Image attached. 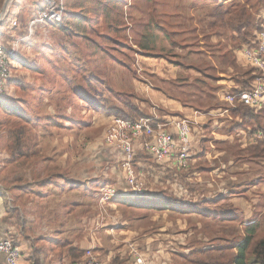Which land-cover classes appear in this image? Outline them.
Wrapping results in <instances>:
<instances>
[{
	"label": "rangeland",
	"instance_id": "374dc122",
	"mask_svg": "<svg viewBox=\"0 0 264 264\" xmlns=\"http://www.w3.org/2000/svg\"><path fill=\"white\" fill-rule=\"evenodd\" d=\"M108 1H104L102 6V9H107V14H100L98 23H92L90 28L85 29L91 34L89 40L82 36V27L80 35L74 33L65 40L58 33L45 32V23L37 22L32 26L39 12L32 15L28 22L26 37L15 41L6 38L0 40L7 50H11L15 42L19 43L17 56L10 60L14 65H10V79L5 92L0 93V99L11 101L19 96L15 102L23 104L19 106L21 116L7 114L0 107V180L12 173L9 168L3 167L2 160L7 156V134L19 129L12 126L13 122H24V128L28 126L25 137L36 143L42 153L35 157L38 160L29 161V165L37 164L49 154L53 156V160L47 159L49 163L45 164L51 167L49 175L55 176L56 181L52 184L62 186L66 192L70 191L69 187L75 186H88L90 190L95 188L100 192L96 193V201L107 219L115 214L108 206L115 198L122 196L123 185L128 193L131 187L125 180L123 169L118 166L119 154L109 150L104 141L114 118L96 109L109 106L128 112L129 106H132L160 120L182 119L185 115L189 117L192 116L191 111L206 115L205 112H209L211 107L227 110L230 107L222 100L223 95H218L225 86L219 83L226 81V77L234 76L223 64L225 57L233 50L231 33H228V37L224 35V29L212 31L209 28L208 14L215 1ZM247 1L237 0L234 4L239 9L240 4L246 5ZM4 2L1 7L0 0V13ZM53 2L64 9L65 15L69 10L78 12L80 7L95 8L90 7L93 5L90 0L47 1L46 8ZM257 2L261 3L256 0L253 4ZM261 8L264 9L263 3ZM14 21L17 22L16 27L13 26ZM19 26L21 30L24 29L18 19H13L9 25L10 28ZM173 32L180 34L168 40L166 35ZM54 41L56 47L52 49L50 44ZM23 42L30 44L24 46ZM147 44L156 46L154 53L137 48ZM234 51H238L241 60L246 59L243 50ZM23 58L30 60L23 61ZM35 68L44 73L37 72ZM199 79L204 80V83L197 81ZM232 81L236 82L237 79ZM215 120L219 125L217 118H213V124ZM227 126L220 129L214 125L218 139L220 135H228L225 131ZM210 130L209 136L212 135ZM251 137L247 143L244 137L238 139L236 136L232 144L220 146L219 143L220 150L215 152L221 154L218 160H212L209 164L202 162L190 165L185 171L180 172L172 165L155 162L150 170H144L143 166L142 169L137 168L138 181L145 192L159 194L160 191L168 190L170 196L188 202L210 199L202 204L200 213L194 209V220L183 214L168 215L159 211L165 206L164 201L151 198L125 201L131 205L148 207L153 212L149 215L125 211L119 213L123 220L126 218L130 222L129 229L138 232V238L152 237L150 251L144 249V241L138 242L139 245L136 243L135 248L150 264H176L182 259L183 252L188 255L197 253L211 243L221 247L223 244L231 245L244 238L243 233L249 224L257 222L260 223L257 239H264V192L255 185H247L243 186L241 196L237 191L225 195L226 185L222 191L219 187L224 181L228 184L229 178L238 175H248L249 181L264 183V158H256L246 150L252 143H257L253 139L251 141ZM215 161L224 178L218 180L223 183H216V175L209 174V171L202 174L194 169L209 167ZM94 177L99 178L96 185L83 180ZM105 180L110 182L102 190ZM112 190L119 194L111 197L114 195ZM223 196V200H217ZM50 201L57 200H47ZM167 207L179 213L184 212L169 204ZM206 211L207 215L204 213ZM225 220L231 222L226 223ZM125 228L128 226L125 225ZM141 228L152 232L153 236L141 233ZM196 229L202 231L197 232ZM200 234H203V239L208 234L212 240L197 239L196 236ZM159 252L164 253L167 263Z\"/></svg>",
	"mask_w": 264,
	"mask_h": 264
},
{
	"label": "crops",
	"instance_id": "0c3cea01",
	"mask_svg": "<svg viewBox=\"0 0 264 264\" xmlns=\"http://www.w3.org/2000/svg\"><path fill=\"white\" fill-rule=\"evenodd\" d=\"M39 4L38 0H16L11 9V15L13 18L17 17L19 19H21L22 16L31 17L34 9H36ZM48 6L49 5H47V7ZM263 15L264 12L259 15L258 18L264 19ZM23 44L25 46L30 43L23 42ZM140 56L142 58L141 52ZM28 60L23 58V61ZM242 60L238 55L239 66L243 68L251 67L246 59L243 58ZM15 66L19 67V65ZM35 69L39 73H44V71L39 68ZM256 73L258 76L260 75L258 71H256ZM226 78V81L222 82V80L219 83V85L222 84L225 86L218 94L219 97L223 95L225 91L230 90L234 92V90L238 88L237 83L232 81L235 80L234 76ZM18 98L19 96L11 101L0 99V107L4 110L5 105L12 104L18 107L23 105L22 103L15 102ZM236 111L238 110H230V108L227 110L214 109L213 112H205L207 113L206 115H201L199 111H191L192 116L188 117L185 115V118H182L197 122L193 136V159H191V165L202 162L209 164L212 160H218L221 154H216L215 152L220 150L219 143H221L220 146L232 144L234 136L238 139L244 137V142H248L249 137L247 132H239L237 135L234 133H228L231 128L240 123V119L234 117ZM213 118L219 120V125L216 120L213 124ZM214 125L215 127H220V129L229 125L225 128V131L229 136L220 135L218 139L215 135ZM33 126L36 127L34 124ZM210 129H212L211 136L208 135L211 132ZM259 135L252 136L251 141L252 139L253 141H257ZM217 140L220 142L217 143ZM5 154L7 156L2 159L4 161L3 167L9 168L12 173L7 178L1 180L6 179L8 180V183L19 174L22 176H31L32 174H35V171L39 173L45 167L44 163H42L38 166L37 170L17 168L16 166L7 164V161H9V154L7 152H5ZM41 154L42 153L40 152V155ZM47 159L51 161L53 160V156L49 154L42 160L46 161ZM48 160L46 163H49ZM55 168L56 166L53 169ZM194 169L202 174H204L205 171H209V174L216 175V183L222 182V180L218 179H224L221 177L222 173L220 174L222 170L216 167V161L209 167L200 166ZM50 170L51 167L48 168V173ZM247 176L248 175H238L231 177L228 179L230 181L228 184L224 181L219 187L222 191V187L226 185V190L224 191L226 193L225 195L229 194L230 191H237L238 195L241 196L242 192H244L243 186L246 187L247 185H255L259 191L264 192L263 182H256L254 180L249 181V177ZM83 180L88 182L92 179ZM241 180H243V182ZM5 185L6 184H0V238L9 237L16 242L22 252L20 264H86L87 252L89 250H92L94 257L99 264H136L132 249L137 248L136 245H139L138 242L144 241V249L147 250L148 248V251L151 249L152 237L147 236L138 238V232L134 229H129L131 225L130 222L126 218L123 220L122 217H120V211L130 212L132 210L134 212L135 209H131L121 203L113 201L108 207L111 211L115 212V214L107 219V217H105L100 211L98 201L95 200L97 199L96 193L99 192L93 187L91 190L88 186L69 187L70 191L66 192L63 187L58 184L50 185L44 189H40L38 186L30 189L25 186ZM123 186L122 195L124 196L128 191L126 190V186ZM39 194L41 196L46 195L47 198L44 197V199H40L38 198ZM51 198L54 200L56 199L57 201L47 202V200ZM223 199L224 196L217 200L220 201ZM183 200L184 202H188L185 199ZM199 205L200 206H194L193 209L200 213V208L203 205ZM184 207L185 205L183 204V208ZM14 210L17 211L21 217L19 222H17L16 218L11 216V212ZM81 212H83V214H81ZM165 213L168 215H180V213H174L171 211H166ZM204 213L206 215L208 214L207 211ZM192 214L183 215L190 217L189 219H196ZM116 216L118 218H115ZM6 218L8 219L5 220ZM225 222L229 223L231 220H225ZM125 225H127L128 228H125ZM195 226L197 227V224ZM241 226L246 227L245 225ZM140 230L143 234L150 233L153 236L152 232H149L146 229L141 228ZM196 231L201 232L202 230L196 229ZM243 234L241 236H243ZM202 236L203 234H200L196 237L201 240L203 239ZM203 240L209 241L212 240V237L207 234L206 238ZM160 252L159 254L164 257V261L167 263V258L164 253ZM83 253H85L86 256H83ZM177 254L178 256L180 255L178 252ZM187 255L188 254L183 252L181 255L182 259L176 264H184ZM146 260L148 261V259ZM148 263L150 264L149 261Z\"/></svg>",
	"mask_w": 264,
	"mask_h": 264
},
{
	"label": "trees",
	"instance_id": "16d2710c",
	"mask_svg": "<svg viewBox=\"0 0 264 264\" xmlns=\"http://www.w3.org/2000/svg\"><path fill=\"white\" fill-rule=\"evenodd\" d=\"M3 1L4 0H2L1 7ZM15 1H13L7 17L0 26V40H4V38H6L5 40L9 39V41H15L19 38H24L27 35L28 22L32 19V16H22L21 19L17 17L13 18L11 15V9L15 4ZM38 1L40 4L37 6L36 9H34L33 15L37 14L41 10L46 9L45 4L47 1L54 0ZM84 1L85 0H83V2ZM90 1L93 4L90 7L95 8L88 9L85 7H80L78 9V12H76L75 10L73 12L69 10L70 12L68 11L66 15L63 14L62 22H53L50 24H46V28L44 29L45 32L52 31L54 33H58L60 36H62V38L67 40L70 38V36H73L75 34L80 35L79 30L82 27V36L87 40L91 39V34L89 30L85 31V29L90 28L92 23H98L100 14H107V9H102V6L104 1L107 2L108 0ZM198 1L210 3H212V1H215L214 6L209 10L208 14L209 28L212 31L224 29L225 36H228V33H231L230 42L233 46V50L228 56L225 57L223 64L228 70L234 73V76L237 79L236 83L238 85V88L234 90V93L238 94L241 92H250L253 88L258 74L256 73V70L254 68H243L239 66L237 55L238 51L235 52L234 50L237 49L240 51L242 49L244 50V48L246 47L255 46L258 35L264 29V19L258 18V16L264 12V9L261 8V3L264 4V0H260L261 3L257 2V4L255 5L253 4V1L256 0H248L246 5L240 4L239 9L236 7V4H234L237 0ZM107 8L110 9L109 7ZM13 19H18L19 22L23 24L24 29L21 30L20 26L17 28H10L11 26L9 27V25ZM179 34L180 33L173 32L172 34H167L166 38L168 40H172L173 36H178ZM50 45V48L54 49V47H56V42L54 41L53 44ZM138 48L141 49L143 52L154 53V49L156 48V46H150L147 44L144 46H139ZM10 65H14V62H11ZM197 81L204 83V80L199 79ZM95 104L98 105L97 103ZM129 108L130 110L128 112H126L123 108H109V106H100V108H97L96 110L99 112L102 111L106 116L125 119L129 121H139L141 119L153 117L152 115H146L139 108H135L132 106H129ZM212 109L214 108L211 107L209 111H211ZM4 110L7 114L11 113L14 115L21 116V114L19 113V111H21L20 108L13 107L12 104L5 105ZM234 117L239 118L240 123L237 124L235 127L231 128L228 133H234L237 135V133L239 132H247L248 137L254 135L257 136L260 134L261 139H258L256 144H251V146H249L246 150L256 158H264V107L260 110H255L246 106H240L238 111L234 113ZM30 122L33 123L32 121ZM23 123L24 122H13L12 126H16L19 129L15 130V132L13 133L9 132L7 134L9 139V142L7 139L8 144L6 149V152L9 154V161H7V164L11 166H16L17 168L19 167L27 169H36V167L40 166L42 163H44V165H47V160H40L39 162H37V164L29 165V161H35L39 159L35 157H39V151H41V149L36 147V143L32 142L31 140H27V138L25 137V133L27 132L26 129L28 126L25 129ZM10 124L11 123H9L8 125L10 126ZM30 125L33 126V124ZM153 162V159L149 155L141 152L138 153V155L135 157L134 162L136 166V171L138 167H141L142 169V166L144 167V170L152 169L154 165ZM118 164V166L121 167L120 161ZM46 165L39 173L35 171V174H32L31 176H22L19 174L18 176H15L13 178L11 183H8V180L4 179L0 181V184H9L8 186L20 187L25 186L30 189L35 186H38L40 188H46L50 185H53L52 182L54 183V181H56L54 179L55 176L49 175L48 167H46ZM179 171L181 172L182 170ZM98 181L99 178L94 177L92 178V180L88 181V183L96 185ZM109 182L110 180L104 181L102 190H104L108 186ZM21 183L23 185H21ZM124 196L122 195L118 198H115L113 201L116 203H121L131 209H135L134 212L132 210L130 211L135 215H149V213H152V210L149 211L150 209L145 206L131 205L129 203H126V200L151 198L154 200L164 201L166 204L163 208L159 209V211H171L174 213H179L177 211L169 210V208L167 207L169 204L175 209H182L184 212L180 214H192L195 211L193 209L194 206H200L199 204H204L205 202H207L206 199L189 203L184 202L182 198L179 199L170 196L168 190L160 191L159 194L145 192L144 195L138 197H132L128 193L124 194ZM44 197L47 198L46 195L41 196L39 194L38 196V198L40 199H44ZM183 204L185 205L184 208ZM11 216L16 218L17 222L21 220L19 213L15 210L11 212ZM8 218H6L5 220H7ZM259 231V222L249 224L245 228L244 238L242 240L233 242L231 245L228 244L225 246V244H223V247L213 246V243H211L209 246H205L202 251H198L197 253L191 252L188 256L185 257L184 264H264V239H257ZM232 251H234L235 254ZM82 255L84 256L85 253H83Z\"/></svg>",
	"mask_w": 264,
	"mask_h": 264
},
{
	"label": "built area",
	"instance_id": "2783aa9c",
	"mask_svg": "<svg viewBox=\"0 0 264 264\" xmlns=\"http://www.w3.org/2000/svg\"><path fill=\"white\" fill-rule=\"evenodd\" d=\"M61 7V6H60ZM56 2L51 3L46 9L39 11L36 21L38 23L50 24L60 22L64 9ZM17 22H13L16 27ZM18 41L11 50H7L0 41V93L5 92L6 85L10 79V60L17 56ZM243 55L249 65L260 73L256 78L250 92L235 94L228 90L223 94V101L228 104L230 110H238L240 106H246L255 110L264 107V29L258 35L254 47H246ZM196 121L190 119H163L151 117L139 121H129L114 118L112 124L106 131L104 141L109 150L119 154L121 168L125 180L131 187L128 193L132 197L145 194L142 184L138 181L135 157L142 152L149 155L159 165H172L178 171L189 169L193 159L192 147ZM261 139V135L258 136ZM113 196L119 194L111 191ZM110 193V194H111ZM108 197V196H106ZM136 264H149L145 256L137 250L132 249ZM22 252L16 242L9 237L0 238V264H20ZM86 264H99L92 250L87 252Z\"/></svg>",
	"mask_w": 264,
	"mask_h": 264
},
{
	"label": "water",
	"instance_id": "95a60500",
	"mask_svg": "<svg viewBox=\"0 0 264 264\" xmlns=\"http://www.w3.org/2000/svg\"><path fill=\"white\" fill-rule=\"evenodd\" d=\"M14 0H5L2 11L0 13V26L7 17L11 4Z\"/></svg>",
	"mask_w": 264,
	"mask_h": 264
},
{
	"label": "bare ground",
	"instance_id": "6f19581e",
	"mask_svg": "<svg viewBox=\"0 0 264 264\" xmlns=\"http://www.w3.org/2000/svg\"><path fill=\"white\" fill-rule=\"evenodd\" d=\"M243 50V49H242Z\"/></svg>",
	"mask_w": 264,
	"mask_h": 264
}]
</instances>
